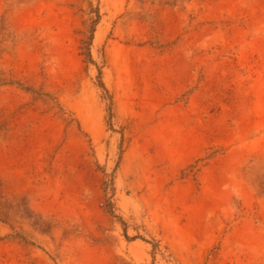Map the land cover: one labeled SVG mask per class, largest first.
Here are the masks:
<instances>
[{
    "label": "rangeland",
    "instance_id": "374dc122",
    "mask_svg": "<svg viewBox=\"0 0 264 264\" xmlns=\"http://www.w3.org/2000/svg\"><path fill=\"white\" fill-rule=\"evenodd\" d=\"M0 48V264H264V0H0Z\"/></svg>",
    "mask_w": 264,
    "mask_h": 264
},
{
    "label": "trees",
    "instance_id": "16d2710c",
    "mask_svg": "<svg viewBox=\"0 0 264 264\" xmlns=\"http://www.w3.org/2000/svg\"><path fill=\"white\" fill-rule=\"evenodd\" d=\"M175 3H176V1H175ZM3 49H1L0 48V51H2ZM0 73H2V72H0ZM8 83V81H6L5 79H1L0 78V85H4V84H7Z\"/></svg>",
    "mask_w": 264,
    "mask_h": 264
}]
</instances>
